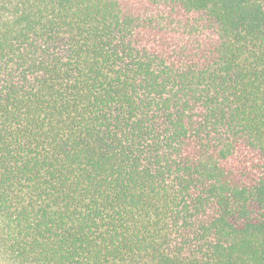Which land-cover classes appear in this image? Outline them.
Returning <instances> with one entry per match:
<instances>
[{
	"label": "trees",
	"instance_id": "1",
	"mask_svg": "<svg viewBox=\"0 0 264 264\" xmlns=\"http://www.w3.org/2000/svg\"><path fill=\"white\" fill-rule=\"evenodd\" d=\"M0 264H264V0H0Z\"/></svg>",
	"mask_w": 264,
	"mask_h": 264
}]
</instances>
